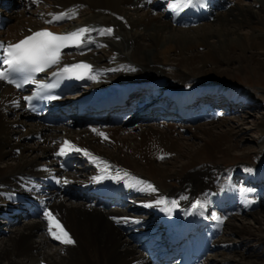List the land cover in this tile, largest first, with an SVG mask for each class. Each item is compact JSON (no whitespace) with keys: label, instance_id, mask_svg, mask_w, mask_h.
Masks as SVG:
<instances>
[{"label":"bare ground","instance_id":"obj_1","mask_svg":"<svg viewBox=\"0 0 264 264\" xmlns=\"http://www.w3.org/2000/svg\"><path fill=\"white\" fill-rule=\"evenodd\" d=\"M4 1L8 0H0V10L7 21L0 37L7 41L48 26L50 16L73 9L78 15L51 26L69 30L88 24L96 31L90 48L63 53L61 65L89 61L97 67V78L92 81L89 76L90 82L84 86L87 91L58 100L52 109L65 112L107 88L134 87L137 91L141 83L158 102L163 96H172L190 118L198 116L197 121L203 122L179 124L168 110L173 122L148 123L138 118L129 126L125 125L129 121H123L101 129L90 124L76 127L73 119L48 125L38 118L29 120L19 91L0 83V215L7 214V221L0 217V223L9 227L2 229L6 235H0V264H147L144 252L155 243L153 235L173 232L203 237L204 248L211 246L215 251L236 246L239 238H264V213H253L254 207L261 206L257 200L260 189L252 187L264 179V171H257L262 172L260 178L253 173L256 167L264 169V163L259 161L252 169L242 167L241 180L231 176L237 173L225 169L224 162L239 149L232 137L242 134V128L229 125L228 119L220 120L218 116L223 115L209 107L210 100L212 105L217 100L209 94H223L233 102L235 116L247 122L239 105L250 106L248 99L242 102L240 89L225 83L235 73L264 74V0H221L226 5L221 11L214 6L220 0H205L208 6L205 11L200 9L202 17L216 20L217 26L206 21L178 28L173 22L187 17L175 20L173 5L178 4L177 12H183L187 0H171L164 14L151 12V5L164 0H152L149 5H141L142 0H9L8 8ZM203 4L200 0L198 5ZM108 28L113 30L111 34L104 31ZM196 103L203 111H192ZM152 109L147 106L143 112L149 114ZM258 123L256 130L264 134V115ZM65 141L86 150L87 154L76 152L87 160L64 173L67 183L63 190L37 191L39 175L55 168ZM254 151L246 146L238 154L248 157ZM259 153L260 158L264 156ZM148 184L156 191H144ZM243 186L245 193L237 196L235 189ZM104 197L124 199L126 206L105 207ZM159 200L166 203H157ZM34 206L41 209L38 218L14 222L11 212L17 207L20 214H31ZM144 211L154 212L157 219L145 217ZM46 212L60 222L74 244L65 245L50 234ZM235 214H249L252 225L239 222ZM12 219L14 224H9ZM151 227L153 231L148 232ZM221 227L226 230L210 242ZM141 235L147 238L144 248L137 243ZM218 258L231 264H259L255 256L235 249L232 254L218 250L204 264H213Z\"/></svg>","mask_w":264,"mask_h":264},{"label":"snow or ice","instance_id":"obj_2","mask_svg":"<svg viewBox=\"0 0 264 264\" xmlns=\"http://www.w3.org/2000/svg\"><path fill=\"white\" fill-rule=\"evenodd\" d=\"M188 4L192 3V0H187ZM175 7V5H173ZM69 13H61L59 15H52V19L48 23L60 21L65 17L71 18ZM92 29L79 28L75 31L57 34L47 29L33 32L31 35L26 36L15 44H7L0 42V49L3 50V64L6 68L0 70V80L14 83L17 88L22 87V84L33 83L36 84L38 89H48L55 87V84H45L35 79L36 73L45 72L46 69L51 68L54 65H58L62 59V50L68 47H80L85 43L84 36L86 33L91 32ZM108 34L112 33V29L106 30ZM103 34V33H102ZM135 70V69H133ZM92 67L89 64L77 63L69 66H65L60 69L59 72H53V77L58 76H74L77 79H83L85 76H90L91 79L95 80L96 75H90ZM27 73L28 76L23 79L22 83H17L15 80L9 79L12 74ZM47 99H56L54 96H48ZM26 100H31L32 97H26ZM93 131H97L93 129ZM98 135L107 139V136L103 132H98ZM85 151L79 148H75L70 142L65 141L61 146L59 155H64L66 152L71 151ZM161 159L164 157L161 156ZM251 171V170H249ZM118 178V177H117ZM98 179H103L99 177ZM67 183V181H65ZM144 191H156V189L148 184ZM157 203H166L164 200H159ZM175 205V201L172 202ZM199 204V202H197ZM196 207V205H194ZM171 214V209H166ZM45 217L49 222V232L58 241L65 245L74 244L75 241L71 238L69 233L64 229L60 222L50 212L45 213ZM219 219V217H213ZM55 228L56 231L52 229Z\"/></svg>","mask_w":264,"mask_h":264},{"label":"rangeland","instance_id":"obj_3","mask_svg":"<svg viewBox=\"0 0 264 264\" xmlns=\"http://www.w3.org/2000/svg\"><path fill=\"white\" fill-rule=\"evenodd\" d=\"M237 1L245 2V3L249 2V0H237ZM21 3H22V0H21ZM142 4L143 3L141 2V5ZM162 9H163V5H159L158 7L151 9L152 10L151 12H152V14H158L161 12ZM217 12H219V11H217ZM206 21L211 22V24L214 26H217V21L212 20V19H207V20H204L202 22H199L198 24H196V26H199L201 23L206 22ZM174 26H176V28H178L177 25L174 24ZM196 26H194V27H196ZM246 30H247L246 28H242V31L245 32ZM228 83H225L226 87H229V88L232 87V88L240 89L239 91L242 93V96L240 97V99H242V102H244V101H246V99H248L247 102L249 101V104H250V106H248L247 103H243V104H240V102L238 103V105L240 104L239 106H241L240 112L242 114L241 113L240 114L244 117L245 120H247V122H244V121L240 120L238 118V116H235L237 112H235L234 114L233 113H229V114L226 113L224 116H218L220 120H224V118H225V119H228L229 121H231V122H229V125L232 124V125H236L238 128H242L241 132L243 135L241 133H239V134H237V136L235 135L232 137V142H234L236 144L238 143L239 149L233 150L231 157L227 158V160H225V162H224V166L226 167L225 169L230 168V167H234L236 171L234 170L235 172H232V173H237V174L229 173L228 177L230 178V174H231V176L236 175L235 178L241 180L242 179L241 175H244V174H242L243 172L241 174L239 172H237L238 166L241 165V168L246 167V168L252 169L251 166L253 164L258 165L257 163L259 161L261 163L260 165H262L264 163V161L261 160V158H263L264 156H261V158H259L260 157L259 151L264 152V134H262L261 132L256 130V125L257 126L259 125L258 122H259L260 117L264 115V74L258 73V72H252V71L235 73L233 76L230 77V81ZM253 94H255L257 96V98L252 97ZM245 96H248L249 98H245ZM250 99H251V101H250ZM28 119L31 120L29 117H28ZM201 122H203V121H201ZM201 122H198V123H201ZM253 122H254V124H253ZM130 123L131 122H128L125 125L129 126ZM148 123H154V121H150ZM179 124H181V122ZM188 125H194V124L188 123ZM76 127H78V125H76ZM40 141L42 142V139L38 138L37 142L41 143ZM246 146L249 147L250 149H254L255 150L254 153H252L251 155H248V157H240L238 152H240L241 147L243 148ZM258 159H260V160L257 161ZM251 169H249V170H251ZM257 169H259V167L254 168L253 173L259 174L258 178H260V176L262 175V172L257 173V171H264V169L263 168H260L259 170H257ZM227 170L233 171L232 169H227ZM166 179H168V178H166ZM236 179L233 178L234 181H236ZM262 180H264V179H262ZM261 181H259V182H261ZM246 188H248V187H246ZM262 200H264V196H263ZM260 205L261 206L256 207V209L253 210V213L255 212L257 215H261L262 213H264V201ZM218 215H219V213H218ZM239 215H241V214H238V215L235 214L234 215L237 217V220L239 222H243L245 224L252 225V222L249 219V214H242L241 216L243 218ZM232 216H230L229 218H231ZM32 219L35 220L36 218H32ZM22 222H25V221L21 220V223ZM5 228H9V227L4 226V225H0V229H1L0 231L2 233L0 235L3 236V234H5V232H3V230H2ZM251 228H254V227H251ZM261 228L263 229L262 231L264 232V224L261 225ZM6 230L7 229H5V231ZM225 230H226V228L223 229V232ZM221 234L218 235L219 238H220ZM40 237L41 236H39V238L36 237V239L39 240ZM219 238H217V240ZM235 242H236V246H234V247H228L225 249L219 248V249H217V251H215L216 249H210V251L206 254V258L212 257V256L214 257L216 252H218V250H225V252H227L228 254H232L234 252V249H235V250L244 251L245 255L249 254V255H252V257L255 256V259H256V261H258L259 264H264V238H258L256 236H250V237H245V238H239L238 240H235ZM203 263H204V261L201 264H203ZM213 264H231V263L223 262V261L220 262V258H218L217 262H214Z\"/></svg>","mask_w":264,"mask_h":264}]
</instances>
